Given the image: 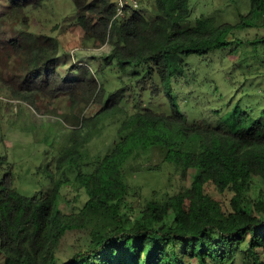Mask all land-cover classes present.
<instances>
[{
	"label": "trees",
	"instance_id": "1",
	"mask_svg": "<svg viewBox=\"0 0 264 264\" xmlns=\"http://www.w3.org/2000/svg\"><path fill=\"white\" fill-rule=\"evenodd\" d=\"M13 11L38 8L47 0H7ZM154 15L144 5L117 17L113 0H73L74 26L95 48L111 45L107 67L118 70L121 87L108 91L88 68L74 65V77L61 72L57 38L10 37L0 16V68L18 101L37 110L68 94L70 115L94 107L88 119L64 116L73 124L71 145L55 159L57 170L69 165L88 200L80 212L59 210L61 186L31 197L15 188L12 172L0 183V259L3 264H264V122L244 126L247 114L216 126L188 121L174 95L173 79L189 55H207L236 41L247 28L264 30V0H250L248 14L235 24L201 16L189 24L190 0H154ZM264 42V36L262 37ZM125 75L129 81H125ZM144 96L150 102L144 103ZM157 102H156V101ZM169 103V109L164 107ZM117 121L120 138L98 157L92 172H83L80 147L103 119ZM140 149H160L191 184L173 195L140 203L123 170ZM79 157L76 162L74 158ZM5 161L6 158H0ZM159 167V166H158ZM41 169V167H40ZM154 171V170H153ZM135 173L138 171H134ZM259 187L253 197V188ZM257 189V188H256ZM231 194L228 201L214 195ZM136 198V199H134ZM88 232L82 249L67 260L57 255L65 236Z\"/></svg>",
	"mask_w": 264,
	"mask_h": 264
},
{
	"label": "rangeland",
	"instance_id": "2",
	"mask_svg": "<svg viewBox=\"0 0 264 264\" xmlns=\"http://www.w3.org/2000/svg\"><path fill=\"white\" fill-rule=\"evenodd\" d=\"M118 3V0H113ZM154 0H139L148 16L154 15ZM192 14L189 24H194L201 16L213 17L218 24L239 21V13L246 15L251 9L250 0H190ZM29 17L26 25L22 15L13 11L7 0H0V16L6 20V30L10 37L26 32L32 38L48 35L58 39L60 44L59 62L61 72L68 71L74 77L72 66L88 68L91 75L104 82L108 91L121 87L118 70L107 67L112 46L107 44L95 48L92 42L83 38V31L74 26L76 7L73 0H47L40 7L25 10ZM242 43L212 50L209 54L185 57V66L173 79L174 95L182 112L190 122L198 121L216 126L227 123L247 114L244 126L255 119L264 122V30L247 28L238 34ZM8 73L0 68V183L8 172L15 178V188L24 196L47 193L52 181L45 166L50 164V173L57 181L66 180L61 186L58 207L63 213H78L84 207L88 196L76 180L78 171L69 165L57 170L55 159L65 146L71 145L73 124L64 116L71 110L68 106L69 95L60 94L47 111L50 99H42L43 106L36 107L18 101L7 84ZM125 81L129 78L125 75ZM156 101V100H155ZM158 101V100H157ZM156 101V102H157ZM150 100L144 96L147 105ZM169 109V103L164 101ZM94 107L80 108L73 116L88 119ZM103 119L89 134L87 129L81 136H87L80 147L83 172H92L98 157L106 155L117 138L118 120L124 114H114ZM161 150H138L123 166L126 182L131 191H136L140 203L161 199L165 194L173 195L180 188L189 186L191 178L182 179L179 168L164 160ZM74 158V162L78 160ZM159 166V167H158ZM41 167V169H40ZM154 170V171H153ZM138 171V172H134ZM257 188V189H256ZM259 187L253 188L252 196H257ZM224 201L231 194H215ZM136 199V198H134ZM88 232L76 230L68 233L57 255L67 260L83 248ZM238 258L235 264H241ZM4 261L0 259V264Z\"/></svg>",
	"mask_w": 264,
	"mask_h": 264
},
{
	"label": "built area",
	"instance_id": "3",
	"mask_svg": "<svg viewBox=\"0 0 264 264\" xmlns=\"http://www.w3.org/2000/svg\"><path fill=\"white\" fill-rule=\"evenodd\" d=\"M139 7V2L138 0H118L117 3V8H118V13L117 16H124L129 9L132 8H138Z\"/></svg>",
	"mask_w": 264,
	"mask_h": 264
},
{
	"label": "clouds",
	"instance_id": "4",
	"mask_svg": "<svg viewBox=\"0 0 264 264\" xmlns=\"http://www.w3.org/2000/svg\"><path fill=\"white\" fill-rule=\"evenodd\" d=\"M138 2H139V0H138ZM116 4H117V3H116ZM139 7H140V3H139ZM139 7H138V8H132V9H129V10L127 11L126 14L130 13L131 10L139 9ZM117 13H118V8H117ZM126 14H125V15H126ZM117 17H118V16H117Z\"/></svg>",
	"mask_w": 264,
	"mask_h": 264
}]
</instances>
